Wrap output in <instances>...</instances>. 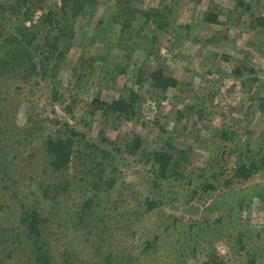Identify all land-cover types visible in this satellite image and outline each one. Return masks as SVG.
I'll list each match as a JSON object with an SVG mask.
<instances>
[{"label":"rangeland","instance_id":"rangeland-1","mask_svg":"<svg viewBox=\"0 0 264 264\" xmlns=\"http://www.w3.org/2000/svg\"><path fill=\"white\" fill-rule=\"evenodd\" d=\"M244 2L251 9L234 0H87L85 10L60 17L74 35L63 32L55 54L69 52L55 71L51 58L45 75L32 61L0 75V264H40L36 245L20 226V202L48 220L45 249L57 264H63L64 252L71 264H105L109 252L127 260L130 253L140 256V264H208L213 255L229 264H248L252 255L255 264H264V233L256 235L264 228V166L248 182L226 183L240 161L259 163L264 155V32L248 29L255 16L264 15V0ZM63 4L39 0L34 21L49 11L62 14ZM151 9L164 12L170 25L159 29L147 21ZM123 11L134 17L124 34ZM210 12L218 13L220 24L205 22ZM161 67L179 85L160 95L150 74ZM130 89L141 96L131 120L121 124L94 111L95 99L129 100ZM134 135L143 138L147 153L174 152L177 175L161 179L147 157L126 153L124 143ZM50 137L74 142L73 162L63 172L51 169ZM100 149L115 159L103 158ZM95 162L101 167L90 171ZM99 168L105 178H97ZM105 179L116 184L109 187ZM65 185L70 187L63 190ZM94 194L91 211L80 215ZM147 199L160 204L148 210ZM239 232H246L243 251L234 244ZM156 236L155 246L141 256Z\"/></svg>","mask_w":264,"mask_h":264},{"label":"trees","instance_id":"trees-1","mask_svg":"<svg viewBox=\"0 0 264 264\" xmlns=\"http://www.w3.org/2000/svg\"><path fill=\"white\" fill-rule=\"evenodd\" d=\"M239 8L244 7L245 10L251 9L249 5H246L244 0H234ZM39 0L32 4L31 0H14L13 3H7V2H1L0 1V38L2 41L0 42V75L3 76L7 74V71L9 68H11L12 71L17 69L18 67H21L22 64H24L26 61H32V68L37 71L41 72L42 75L47 74L48 71V60L51 58H56V63L53 66V70L55 71L56 65L58 64L57 61L59 59H63L65 56H67L69 50H65L63 52H60L59 55L55 54L56 47L59 43V41L62 38V35H65L63 32L66 31L69 32L70 35H74L73 28H64L63 27V21L60 20V17L63 16L67 20V16L69 12H73V14L78 13L80 11L85 10L84 8L87 6V0H64V4L62 7V14L49 11L47 13H43L41 17L34 21V16L38 8H41L38 6ZM237 8L238 15H243L244 13L241 10ZM66 8L68 10L66 11ZM158 9H151L149 11L148 19L147 21L152 20L156 23H158L159 29H163L164 27L167 28L168 23L167 15L164 14V12H161ZM232 15V14H231ZM231 15L229 16L231 18ZM127 14L123 11L120 15V19L126 17ZM254 16V15H253ZM219 15L218 13H206L204 20L206 23L210 25H217L220 24V20L218 19ZM134 17L127 16L126 19L123 21V28L121 33H127L129 30H131V24ZM159 19V20H157ZM238 19V18H237ZM27 21L31 22V25L27 24ZM16 22L15 27H11L10 30H7L8 23ZM248 29L251 31L254 30H263L264 32V15L255 16L254 19L251 20L249 23ZM4 32V33H3ZM46 33V36L40 37V33ZM39 56V62L34 63L33 60H35V57ZM250 72H255L254 69H250ZM120 72H125L124 68H121ZM242 69L235 71V74L242 73ZM169 71L167 68L161 67L153 72H151L150 77L152 80V86L154 89H156L159 94H166L171 88H177L179 85V81L176 77H173L171 74H168ZM141 74V73H139ZM139 77V75H138ZM255 81H260L259 77H254L252 79ZM141 81V78L138 79V84ZM262 82V81H261ZM264 83V81L262 82ZM163 96V95H162ZM141 99L140 94L133 89H130L129 92V100L123 98V97H117L111 101L102 100V99H95L94 104V111H101L102 114L110 119L114 120H121V124L124 122H127L128 120H131L134 115H136V105L138 100ZM262 103H259V106L263 110L264 115V98L261 100ZM181 120L185 117L181 113ZM198 124L197 122H194L193 125L195 126ZM224 128V127H223ZM71 133H73V130H69ZM200 132V130H197ZM101 132H104L103 130ZM220 132V131H219ZM227 131L222 129L221 138L224 139L227 135ZM107 134V133H106ZM196 142L199 144L200 135H196ZM221 138H218L221 140ZM214 138L212 137L211 140ZM107 139H105L106 141ZM228 140V139H227ZM230 140V139H229ZM144 140L140 135H134V137L130 141H126L124 143L125 151L129 155H138L140 152L142 155L147 157V162L152 161L154 166H157L156 173L158 177L161 179H167L171 175H177V169L180 166V161L176 160L175 153L171 150H166L165 148L161 150H154L152 152H145L143 147ZM73 140L71 138H52L50 137L47 141V151L49 155L51 156V169L53 172H63L64 170H67L69 168V165L73 158ZM116 144V142H114ZM169 148H173L170 143L166 144ZM99 150V148H96ZM103 155V158L109 159L110 161H113L115 159V156L113 155L112 151H106L100 149ZM122 150L120 147L117 148V151L120 152ZM177 153H182V151L176 149L174 150ZM262 154V153H261ZM176 160V161H175ZM175 161V162H174ZM263 163H264V155H261V158L259 160V163L257 161L251 163L250 165L245 161H240L238 163V167L234 169L233 171V177L232 179H229L226 181L227 185H230L232 180L234 179H242L244 182H248L255 173H257L259 170L263 169ZM93 164V163H92ZM102 163H96L95 165L91 167L92 171L93 169L96 170L98 166L101 167ZM114 169V168H113ZM104 171V168H99V176L95 175V178L98 179L105 178V175L102 173ZM114 172V171H113ZM109 187L114 186L115 180L108 181L105 179V183ZM93 188L95 190L98 189V181H93L92 184ZM62 187V185H61ZM70 187V185H65L63 190ZM60 187L57 186V189ZM215 188L214 186H208V189ZM56 189V190H57ZM207 189V188H206ZM47 191L43 193L44 197H47ZM244 195H248V193H244ZM97 194H94L91 197H87V200L83 206V208L80 211V215L84 212L87 213L90 209H92V204L95 201V197ZM16 197H18L16 195ZM146 203L148 205V210H152L156 208L160 203L155 200H146ZM240 204V203H239ZM21 210H22V217L20 218V226H24L25 235L31 240L32 245H36L35 247V257L36 260L39 261L40 264H57L55 262V258L51 257L48 254V250L45 249V246L47 245L46 236L47 232L44 231L45 227L47 226V219L43 218L41 215V212L37 211V209H34L33 206L27 205L25 202H20ZM241 209H244L245 206L240 204ZM2 209V207H0ZM91 211V210H90ZM94 212V211H93ZM232 214V213H231ZM231 214H228L229 216ZM98 217V216H97ZM225 218V216H224ZM98 220V219H97ZM100 222H104V220L99 219ZM219 221V220H218ZM103 231H109L107 226L103 227ZM13 231V230H11ZM15 232V230H14ZM90 232V231H89ZM91 233V232H90ZM264 233V228L261 232H258L256 235L257 237H262V234ZM103 235H106L107 232L102 233ZM18 236V234H17ZM234 238H230V240L234 239V244L238 245L239 251L246 250L247 248V242H246V232H239L238 236ZM159 240V237L156 236L153 241L147 240L146 246L143 248L142 252L140 253L141 256L146 254V252L152 247L155 246L157 241ZM107 248L110 249L109 245H106ZM112 248V247H111ZM97 250L101 251L103 250V245L99 243ZM10 252H8L9 254ZM116 253V254H114ZM109 252L106 253L104 256L105 264H132V260L134 262V259L137 261L133 264H140L139 261L140 256L137 258H133L130 253V258L127 260L125 257L120 258L119 254L117 252ZM64 258L62 260L63 264H71L69 260L72 258L67 252L63 253ZM146 256V255H145ZM256 258L251 255V258L249 259L248 264H255ZM179 263H181L179 261ZM208 264H229L227 260L224 258H221L217 255H213L209 261Z\"/></svg>","mask_w":264,"mask_h":264}]
</instances>
